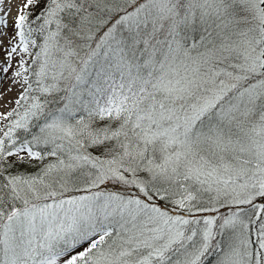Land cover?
<instances>
[{
    "label": "snow or ice",
    "instance_id": "1",
    "mask_svg": "<svg viewBox=\"0 0 264 264\" xmlns=\"http://www.w3.org/2000/svg\"><path fill=\"white\" fill-rule=\"evenodd\" d=\"M4 4L0 264H264V0Z\"/></svg>",
    "mask_w": 264,
    "mask_h": 264
},
{
    "label": "rangeland",
    "instance_id": "2",
    "mask_svg": "<svg viewBox=\"0 0 264 264\" xmlns=\"http://www.w3.org/2000/svg\"><path fill=\"white\" fill-rule=\"evenodd\" d=\"M7 3L8 2H18V3H22V0H5ZM16 14L12 17V18H8V28H7V32H8V35L11 36L13 34V28H12V22L15 18ZM4 44L5 46L8 44V40L7 38L5 37L4 38ZM5 60V52L4 50L0 49V61H3ZM17 60H18V57L14 58L13 61H12V67L9 68V71L6 73V74H3V79L1 80L0 82V86L2 87H5L6 89L3 90L2 94H7L8 93V89L9 87L10 88H13L15 86L16 83H13V80L15 79L14 77V72L17 70ZM8 87V88H7ZM12 107H14V103L12 101L11 104H8L6 109L2 112H7L9 111ZM7 121H4V123H6ZM31 170V169H30Z\"/></svg>",
    "mask_w": 264,
    "mask_h": 264
},
{
    "label": "bare ground",
    "instance_id": "3",
    "mask_svg": "<svg viewBox=\"0 0 264 264\" xmlns=\"http://www.w3.org/2000/svg\"><path fill=\"white\" fill-rule=\"evenodd\" d=\"M18 4H20V3L16 2V1L11 2V3L10 2L7 3L5 1V4L3 5L5 11H7L9 8L11 9V14L9 15L8 18H12L16 14V8H17ZM4 63H5V60L0 61V65H2ZM3 74L4 73L2 72V70H0V76H2ZM0 82H1V80H0ZM5 87L0 86V112L4 111L7 107V105L11 104L12 101L15 100V98L19 95V93L21 91L20 85L16 83L13 88L9 87V89H11V90L9 91V89H8L7 94H2L3 90L6 89Z\"/></svg>",
    "mask_w": 264,
    "mask_h": 264
}]
</instances>
